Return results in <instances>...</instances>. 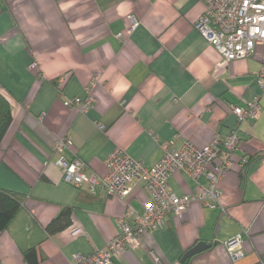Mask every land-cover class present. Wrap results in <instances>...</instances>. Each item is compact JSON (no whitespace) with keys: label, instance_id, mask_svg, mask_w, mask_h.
<instances>
[{"label":"crops","instance_id":"1","mask_svg":"<svg viewBox=\"0 0 264 264\" xmlns=\"http://www.w3.org/2000/svg\"><path fill=\"white\" fill-rule=\"evenodd\" d=\"M203 10L204 0H0V93L12 117L0 144V190L23 197L0 230V264H69L105 246L119 220L132 223L129 208L141 213L149 198L142 185L120 198L66 183L53 163L58 138H70L65 159L77 157L87 175L104 176L117 148L152 166L163 141L203 147L232 131L240 141L216 206L196 200L170 213L113 264H264L263 47L223 63L194 28ZM129 15L139 24L128 33ZM87 88L94 96L87 111L64 105ZM254 99L258 117L239 122L232 107ZM205 184L180 170L168 178L179 196ZM64 208L70 224L48 232ZM236 236L234 259L226 242ZM199 241L209 246L182 261Z\"/></svg>","mask_w":264,"mask_h":264},{"label":"built area","instance_id":"2","mask_svg":"<svg viewBox=\"0 0 264 264\" xmlns=\"http://www.w3.org/2000/svg\"><path fill=\"white\" fill-rule=\"evenodd\" d=\"M127 32L138 26L132 15ZM194 28L222 57L223 63L253 55L256 46L263 47L258 84L264 91V0H204V10L194 23ZM119 36H122L119 33ZM36 66L35 62L30 65ZM64 79H60L62 83ZM62 85V84H61ZM94 102L92 91L87 88L83 98L65 99V106L76 107L85 112ZM232 112L239 122L254 120L260 113V103L254 99L245 106H233ZM240 141L237 131L230 132L223 139L217 137L206 146L198 147L188 139L175 147L172 141H163L162 156L152 166H145L122 149H115L105 159L107 173L104 176L87 175L84 163L74 157L65 159L61 152L71 144L68 136L58 138L54 151L58 153L53 163L61 169L62 179L75 188L85 187L92 194L102 192L106 196L126 197L133 188L142 185L149 198L141 213L129 208L132 223L125 219L118 222L116 235L105 246L87 255L75 254L69 264H113L119 250L135 249L146 230L162 225L170 213L180 215L193 201H201L208 207H215L220 198L218 183L231 168L233 153ZM183 171L197 181L205 177L206 184L198 193L176 195L169 189L168 178L175 171ZM236 236L226 242L232 258L240 256L235 246L240 242ZM154 261L159 262L155 253Z\"/></svg>","mask_w":264,"mask_h":264},{"label":"trees","instance_id":"3","mask_svg":"<svg viewBox=\"0 0 264 264\" xmlns=\"http://www.w3.org/2000/svg\"><path fill=\"white\" fill-rule=\"evenodd\" d=\"M11 120L10 104L4 95L0 93V144L11 123ZM22 203L23 197L20 194L0 190V230L7 228ZM70 215L71 208L62 209L59 215L48 224V232L54 233L66 228L71 222ZM29 254L34 256V250H31ZM25 256L27 257L28 253H25Z\"/></svg>","mask_w":264,"mask_h":264},{"label":"water","instance_id":"4","mask_svg":"<svg viewBox=\"0 0 264 264\" xmlns=\"http://www.w3.org/2000/svg\"><path fill=\"white\" fill-rule=\"evenodd\" d=\"M208 246H209V244L206 243L205 241H199L196 245H194L193 247H191L189 250H187L184 253L181 260L184 261L185 259L191 257L192 255L206 249Z\"/></svg>","mask_w":264,"mask_h":264}]
</instances>
